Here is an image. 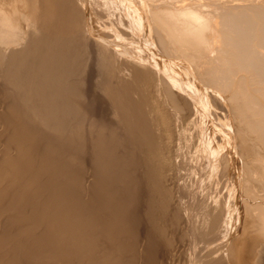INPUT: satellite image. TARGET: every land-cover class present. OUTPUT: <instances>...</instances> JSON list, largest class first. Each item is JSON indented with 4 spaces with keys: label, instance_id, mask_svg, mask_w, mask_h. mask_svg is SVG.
I'll list each match as a JSON object with an SVG mask.
<instances>
[{
    "label": "rangeland",
    "instance_id": "1",
    "mask_svg": "<svg viewBox=\"0 0 264 264\" xmlns=\"http://www.w3.org/2000/svg\"><path fill=\"white\" fill-rule=\"evenodd\" d=\"M161 1L0 0V264H264V50L246 31L264 36V0ZM151 2L212 5L235 32L196 53Z\"/></svg>",
    "mask_w": 264,
    "mask_h": 264
},
{
    "label": "bare ground",
    "instance_id": "2",
    "mask_svg": "<svg viewBox=\"0 0 264 264\" xmlns=\"http://www.w3.org/2000/svg\"><path fill=\"white\" fill-rule=\"evenodd\" d=\"M147 1H148V0H147ZM166 1H167V0H166ZM171 1L174 2L173 0H171ZM175 1H176V0H175ZM177 1H178V0H177ZM181 1H182V0H180V2H181ZM183 1H184V0H183ZM186 1H187V0H186ZM186 1H185V3H186ZM200 1H201V0H200ZM200 1H199V2H200ZM258 1H259V0H258ZM162 2H163V0L161 1V3H162ZM168 2H169V1H167V3H168ZM172 2H171L170 4L164 5V7H162V8L159 7V6H156L157 8H155V5H157V4H155V2H153L154 4L151 2V3L153 4V6H154V9H153V8H152V9H153V11H156V10H158L159 8H161V9H165V10H164L165 12H164V15H163V16H164V17H163L164 20H162V22H163L166 26H167V25H170V24H171V25H175L176 27L173 26V27H175L174 29H177V30H178V29H181L180 32H182V30L185 31V33H187V37H189V39H187V40H189V41H190V44H191V48H190V49L194 50L196 53L199 52L200 49H201V50H205V49H206V50H205V53H206V55H208L209 52H210V51L207 52L208 49H210L209 46H211V48H212L211 43L214 44V45H213V46H214V50H216L215 47H217V46H215L216 43H217L218 48H219V50H220V47H219V44H218V41H219L218 39H220L221 35H224L225 38H226V37H230V38H231V35H232L231 33H232L234 30H233L232 27H231V24H233V21H229V20H228V19H231V20H232V18H228V17H230L229 15H228V17H225V19H224V18H223V19H219V18H222V17H220L219 15H217L218 13L215 14V9H210V8L212 7V5L208 8V7H207L208 5L206 6V4H205V6H206L208 9H207V10H206V8H205V9H200V7L204 6V4H203L202 6H199V7H198V6H196V5L199 3V2L197 3V1H196L197 4L194 3L196 7H190V6L187 7V5H186V7H185V6H182V3L179 4V2H177L176 4H179V7H177L178 5L175 4L176 6H175V5H174V6H175L176 8H175V7H171V6L173 5ZM201 2L203 3L204 1H201ZM228 2H229V1H228ZM146 3H147V2H146ZM165 3H166V2H165ZM191 3L193 4V2H191ZM191 3H190V4H191ZM237 3H238V2H237ZM186 4H189L188 1H187ZM190 4H189V5H190ZM200 4H201V3H200ZM229 4H230V3H229ZM235 4H236V3H235ZM217 5H218V4H217ZM223 5H225V4H223ZM231 5H232V4H231ZM191 6H192V5H191ZM233 6H234V5H233ZM150 7H152V6L150 5ZM202 8H203V7H202ZM214 8H216V7H214ZM218 8H219V7H218ZM239 8H240V7H239ZM147 9H148V8H147ZM149 9H151V8H149ZM227 10H228V9H227ZM153 11H152V12H153ZM158 11H159V10H158ZM217 11H218V10H217ZM217 11H216V12H217ZM247 11H248V10H247ZM159 12H160V11H159ZM159 12H157V13H159ZM162 12H163V11H162ZM227 12H228V11H227ZM153 13H154V14H157V13H155V12H153ZM219 13H220V12H219ZM223 13H224V12H223ZM238 13H239V12H238ZM253 13H254V12H253ZM260 13H261V10H260ZM262 13H263V11H262ZM262 13H261V14L258 13L259 15L257 14V16H256V17H257L256 20H257V19H258V20H259V19L262 20L261 23H263V21H264V14H262ZM245 14H246V13H245ZM251 14H252V13H251ZM233 15H234V14H233ZM161 16H162V15H161ZM243 16H244V17H243ZM250 16H251V15H249L248 18H247L245 15H242V17H241V18L243 19V20H242V22H243L242 25L244 24V22H245V23L247 22L246 24L250 23V22H249L250 19H251L250 21H251V23H252V25H253V21H254L253 19H254V18H253V17H250ZM157 17H158V16H157ZM237 17H238V16H237ZM245 18H247V19L250 18V19L247 20V19H245ZM218 19H219V20H218ZM244 19L247 20V21H244ZM160 20H161V19H160ZM224 20H226V21H224ZM227 20L229 21L228 23H227ZM239 20H241V19H239ZM258 20L255 22L257 25L260 24V23H259L260 21H258ZM257 22H258V23H257ZM234 23H235V22H234ZM240 23H241V22H240ZM54 24H55V23H54ZM57 24H58V23L55 24V27H53V25H52V31H53V33H54V36H56L57 32H59V28H58V25H57ZM236 24H237V23H236ZM263 25H264V24H263ZM260 26H261V25H260ZM162 27H163V25H162ZM254 27H255V26H254ZM256 27H257V26H256ZM256 27H255V28H256ZM240 28H241V27H240ZM243 28H245V25L243 26ZM249 28H250V27H249ZM255 28H253L254 31H253L252 29H248V28H247L248 30L244 29V31H245V30H246V31L251 30L252 33L249 32V34H251V39H252V40H253V38H254V41H250V42H251L252 44L255 43L254 47L257 45L256 43L258 42V46H259L260 50H264V43L262 44V42H261V41L263 40L262 38H263L264 36H260V35L258 36V33H257L258 31L256 32V33H257V35H256L255 31H256L257 29H255ZM257 28H259V27H257ZM32 29H33V28H32ZM261 29H262V27L260 28V30H261ZM177 30H176V31H177ZM232 30H233V31H232ZM241 30H242V28H241ZM48 31H49V30H48ZM55 31H56V33H55ZM176 31H175V32H176ZM230 31H231V33H230ZM61 32H62V31H61ZM175 32H174V33H175ZM180 32H179V33H180ZM228 32H229V33H228ZM234 32H235V31H234ZM259 32H261V31H259ZM247 33H248V32H247ZM247 33H245V36H246ZM171 34L173 35V33H171ZM176 34H177V32H176ZM229 34H230V36H227V35H229ZM259 34H261V33H259ZM262 34H263V33H262ZM262 34H261V35H262ZM167 35H168V34H167ZM57 36H58V35H57ZM178 36H179V35H178ZM180 36H182V35H180ZM233 36H234V35H233ZM233 36H232V37H233ZM247 36H248V35H247ZM183 37H184V35H183ZM187 37H186V38H187ZM173 38H174V37H173ZM176 38H177V37H176ZM186 38H185V39H186ZM230 38H229L228 40L226 39L227 41H225V42H226L227 44L224 42L226 45H228V43L230 44V42H228V41L232 40V39H230ZM247 38L249 39V37H246V39H247ZM256 38H257V39H256ZM53 39H54V40H53L52 43H51V48L53 49V52H55V49H56V39H55V38H53ZM255 39L258 40V41L256 42ZM260 39H261V40H260ZM39 40H40V39H39ZM174 40H176V39H174ZM220 40H221V39H220ZM243 40H244V39H243ZM243 40H242V41H243ZM180 41H182V40H180ZM180 41H179V42H180ZM259 41H260V42H259ZM32 42H33V41H32ZM39 42H40V41H39ZM184 42H185V41L183 40V43H184ZM220 42H222V41H220ZM220 42H219V43H220ZM243 42H245V40H244ZM247 42H248V41H247ZM250 42H249V43H250ZM37 43H38V42H37ZM180 43H181V42H180ZM178 44H179V43H178ZM190 44H189V45H190ZM207 44H208V45H207ZM209 44H210V45H209ZM225 44H224V45H225ZM252 44H250V45H251V48H253V47H252V46H253ZM186 45H187V43H186ZM230 45H231V44H230ZM34 46H35V45H34ZM39 46H40V45H39ZM246 46H247V45H246ZM258 46H256V47H258ZM222 47H223V45H222ZM175 48H176V47H175ZM182 48H183V47H182ZM233 48H234V47H233ZM26 50H27V49H26ZM30 50H31V49H30ZM36 50H37V49H36ZM211 50H213V49H211ZM217 50H218V49H217ZM217 50H216V51H217ZM231 50H232V49H231ZM231 50H228L227 54H229V51H230V52H232V51L234 52L235 49L232 50V51H231ZM33 51H34V52H31V51H30V52H31L32 54L35 53L34 58H36V59L39 58V59H38V60L35 59V62H34L33 60H31V61L34 62V64L36 65L37 68H39V65H42V62H44V59H41V57H43L42 54H41V53H43V51L39 50V51H38L39 53H38L37 51H36V52H37V53H36L35 50H33ZM224 51H225V50H224ZM226 51H227V50H226ZM226 51H225V54H226ZM236 51H237V50H235V52H236ZM211 52H212V51H211ZM221 52H222V54L224 53L223 50H220V53H221ZM233 52H232V53H233ZM191 53H192V52H191ZM196 53H194L193 55H195ZM236 53H241V52L238 51V52H236ZM25 54H26V52H25ZM198 54H199V53H198ZM215 54H216V53H214V55H215ZM222 54H221V56H222ZM230 54H231V53H230ZM243 54H244V53H243ZM249 54H250V53H249ZM251 54H254V53L251 52ZM256 54H257V53H256ZM260 54H261V53H260ZM262 54H263V53H262ZM191 55H192V54H191ZM191 55H190V56H191ZM216 55H217V54H216ZM238 55L240 56V55H242V54H237L236 56L238 57ZM244 55H247V54H244ZM244 55H243V56H244ZM254 55H255V54H254ZM254 55H253V56H254ZM196 56H197V55H196ZM203 56H204V55H203ZM203 56H202V57H203ZM218 56H219V55H218ZM221 56H220V61H221V64H222L223 66H224L226 63H228L229 61L232 63V60H233L232 58H235V57H233V56H235L234 53H233L232 55H229V57H230L229 59H231V60L228 59V56H227V55H223L222 57H221ZM224 56H227V57H224ZM231 56H232V58H231ZM243 56H241V57H243ZM257 56H259V55H257ZM257 56L255 55V57H256L255 60H256V59H258V60L255 61V60L253 59V62H255V63L257 62L256 64H257V65L259 64L260 67H261V66H264V65H263V64H264V63H263V61H264V54H263V60L259 59ZM29 57H30V56H29ZM209 57H210V56H209ZM237 57H236V59L240 58V61H241V59H243V58H241V57H238V58H237ZM250 57H251V56H250ZM259 57H261V56H259ZM197 58H198V56H197ZM223 58H226V59H223ZM247 58H249L248 55L246 56V59H247ZM253 58H254V57H253ZM31 59H32V58H31ZM210 59H211V58H210ZM218 59H219V57H218ZM218 59H217V60H218ZM251 59H252V58H251ZM185 60H186V59H185ZM243 60H244V59H243ZM248 60H249V59H248ZM248 60H247V62L249 63V65H250V63H251V66H252V62H251L252 60H251V61H248ZM41 61H42V62H41ZM235 61L238 62L239 59H238V60H235ZM235 61H234V62H235ZM259 61H261L262 63H260ZM234 62H233V63H234ZM244 62L246 63V60H245ZM216 63H218V62H216ZM233 63H232V64H233ZM245 63H244V64H245ZM248 63H247V66H248V67H247L246 64H245L244 66H242L243 62H242V64H241V62H240L239 64H241V65H240V69H239V71H240V70L245 71L244 68H242V67H245V66H246L247 68L250 69V70L247 69L248 71H246V72H249V71L251 72V68H252V67L250 68L249 65H248ZM255 63H254V64H255ZM221 64H220V65H221ZM232 64H231V65H232ZM236 64H237V63H236ZM239 64H237V65H239ZM254 64H253V65H254ZM256 64H255V65H256ZM261 64H262V65H261ZM217 65H219V64H217ZM220 65L217 66V67L219 68ZM237 65H236V66H235V65L231 66V67H234L233 70H234V69H235V71L238 70L239 67H237ZM255 65H254V67H256ZM259 65H258V66H259ZM228 66H229V65H228ZM228 66H227V69L229 70L231 67L228 68ZM34 67H35V66H34ZM40 67H41V66H40ZM235 67H237V69H236ZM212 68H213V67H212ZM218 68H216V69L214 68L213 70H215V71L212 72V74H215V75H217V77H218V78L216 77L218 80H217V79L214 80V79H215V78H214L215 76H212V77H213V80L215 81L214 84H219L220 86L224 87V86H225V84H224L225 80H224V79H227V80H228V78L219 77V76H218V75H219V72H217V71L219 70ZM221 68H222V66H221ZM225 68H226V67H225ZM241 68H242V69H241ZM261 68H262V67H261ZM231 69H232V68H231ZM263 69H264V67H263ZM36 70H38V69H36ZM222 70H223V69H221V71H222ZM225 70H226V69H225ZM225 70H223V72H224ZM233 70L230 71L231 74L233 73V74L231 75V77L234 76V73L236 74V72H235V71L233 72ZM219 71H220V70H219ZM257 71H258V70H256V72H257ZM215 72H217V74H216ZM226 72H228V71L226 70ZM237 72H238V71H237ZM220 73H221V72H220ZM253 73H254V72H253ZM253 73H252V75H253ZM212 74H211V75H212ZM224 74L227 75L225 72H224L222 75L225 76ZM228 74H229V73H228ZM206 75H207V74H206ZM220 75H221V74H220ZM229 75H230V74H229ZM229 75H228V76H229ZM254 75H255V74H254ZM259 75H260V73H259ZM262 75H263V74H262ZM37 76H38V74L36 73V77H37ZM38 78H39V77H38ZM255 78H256V77H255ZM222 79H223V80H222ZM232 79H233V78H232ZM232 79H231V80H232ZM262 79L264 80V76H263ZM210 81H211V80H210ZM255 81H256V80H255ZM227 82H229V80H228ZM212 83H213V82H212ZM240 84H241V83H240ZM240 84L238 83L237 86H236V87H237V90H236V89H234V90H236L238 93H242L243 96L246 94L244 97L240 94V95L242 96L241 98H243V99L246 98V96H247V98H248V97L251 98L252 96L249 95L248 93H245L246 91H241V92H240V89H242V88H240V87H243V82H242V86H241ZM245 84H246V83H245ZM245 84H244V85H245ZM226 86H228V83H227ZM229 86H231V84H230ZM233 86H234V85H233ZM236 87H235V88H236ZM247 87H248V86H247ZM224 88H225V87H224ZM243 88H244V87H243ZM245 88H246V86H245ZM245 88H244V89H245ZM249 88H250V87H249ZM262 88H263V87H262ZM262 88H261L260 90H263ZM220 89H221V88H220ZM225 89H226V88H225ZM230 89H232V87H231ZM247 89H248V88H247ZM258 89H259V88H258ZM223 90H224V89H223ZM238 90H239V91H238ZM263 91H264V90H263ZM232 92H233V91H232ZM248 92H249V91H248ZM259 92H260V91H258V93H259ZM234 93H235V92H234ZM243 93H244V94H243ZM249 93H252V95H253V92H251V90H250ZM255 93H257V92L255 91ZM255 93H254V94H255ZM263 93H264V92H263ZM263 93H261L262 95L260 94V97H262V96L264 95ZM231 95H232V94H231ZM248 95H249V96H248ZM257 95H258V94H257ZM235 96H236V95H235ZM250 96H251V97H250ZM256 97H257V96H256ZM263 97H264V96H263ZM263 97H262V98H263ZM231 98H232V97H231ZM233 98H234V97H233ZM233 98H232V99H233ZM235 98H236V97H235ZM235 98H234V99H235ZM249 98H248V99H249ZM252 98H253V97H252ZM236 99H237V98H236ZM248 99L246 100L247 102L250 100V99H249V100H248ZM256 99H257V98H256ZM242 101H243V103H244V100H242ZM246 101H245V102H246ZM250 101H252V100H250ZM234 102L236 103V101H234ZM259 102H260V101H259ZM233 104H234V103H233ZM247 104H249V103H247ZM245 105H246V103H245ZM249 105H251V104H249ZM256 105L258 106L259 104H256ZM253 106H254V108H253ZM261 106H262L261 108L264 109V108H263V105H261ZM255 107H256L255 104L252 105V108H253V109H255ZM237 108H239V107H237ZM246 108H249V107H246ZM246 108L244 109L245 111L247 110ZM252 108H251V107L249 108V109H250L249 111H251V114H252V110H251ZM53 109H54V108H53ZM262 109H260V105H259L258 109H256V110L254 111V113H258V114L260 115V114H262V112H264V110H262ZM240 110H241V109H240ZM258 110H259V112H261V113H259ZM54 113H55V112H54ZM242 113H243V112H242ZM259 115H258V116H259ZM253 116H254V115H253ZM260 116H262V115H260ZM260 116H259V117H260ZM248 118H249V117H248ZM53 119H54V118H53ZM53 119H52V120H53ZM261 119L263 120L262 117L260 118V120H261ZM262 120H261V123H262ZM258 121H259V120H258ZM256 122H257V121H256ZM259 122H260V121H259ZM259 122L257 123L258 125H259ZM261 123H260V125H261ZM262 124H264V120H263V123H262ZM263 126H264V125H262V127H263ZM252 127H253V126H252ZM258 127H260V126H258ZM258 127H257V128H258ZM262 127H260V128H262ZM263 128H264V127H263ZM263 128H262V129H263ZM258 130H259V129H258ZM262 132L264 133V130H263ZM262 132H261V133H262ZM263 135H264V134H263ZM263 137H264V136H263ZM252 218H253V217H252ZM257 218H258V217H257ZM254 220H255V219H254ZM255 222H256V220H255ZM262 223H263V222H262ZM257 224H258V223H257ZM260 224H261V223H260ZM263 225H264V224H262V226H263ZM252 226H253V225H252ZM258 226H260V225H258ZM255 227H256V226H255ZM259 228H260V227H259ZM259 228H258V229H259ZM262 228L264 229V227H262ZM262 228H261L260 230H262ZM252 243H253V241L249 242V245L247 246V255H249V253H250V251H251V246H252L251 244H252Z\"/></svg>",
    "mask_w": 264,
    "mask_h": 264
}]
</instances>
